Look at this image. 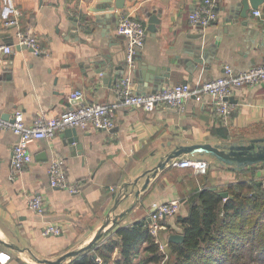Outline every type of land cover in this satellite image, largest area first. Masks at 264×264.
<instances>
[{"label":"crops","instance_id":"0c3cea01","mask_svg":"<svg viewBox=\"0 0 264 264\" xmlns=\"http://www.w3.org/2000/svg\"><path fill=\"white\" fill-rule=\"evenodd\" d=\"M201 1L126 0L124 8L116 9V0H0V36L8 34L1 36L2 40L15 42L18 27H5L4 21L18 10L20 27L35 32L46 49L37 55L30 47L16 44L5 56L0 72V111L9 119L21 110L31 122L40 113L55 115L83 103L110 102L116 99L117 81L129 75L137 92H153V83L146 82V86L131 66L118 80L111 79V85L103 80L108 74L94 70L95 59L103 53L113 51L116 63L126 55V37L117 31L125 12H134L147 25L145 44L138 50L142 58L151 65L171 67L164 87L214 79L222 75L227 64L236 72L260 64L264 60V33L255 9L250 8L244 18L239 15L242 0H217L219 19L202 31L189 19ZM259 1L257 9L264 10V0ZM149 12L159 16L156 32L149 30ZM73 17L81 23L74 35ZM199 33H204L205 46L211 49L204 64L196 69L177 64L176 60L192 57L188 50L199 40L190 35ZM76 91L83 95L75 96ZM234 96L238 102L233 103V113L227 119L217 114L208 96L204 102L188 98L181 110L163 105L153 111L119 108L110 130L78 128L83 149L76 154L65 144L63 130L53 137L33 140V162L15 179L11 178V157L18 136L0 128V239L19 247H9L0 240V252L11 255L6 264H30L23 256L32 254L57 258L88 244L108 217L125 213L118 218V225L142 218L149 221L155 204L175 198L182 202L181 214H186L196 190L205 186L226 190L229 183L252 177L248 171L252 167H256L254 178L261 182L264 165L237 169L209 153L180 157L209 160L206 172L168 164L155 176L149 173L181 145L232 144L264 137V83L238 88ZM56 154L65 158L68 178L80 184L79 192L51 186L49 166ZM146 172L151 179L144 189ZM34 194L44 198L47 212L43 215L29 206ZM47 223L60 225L62 234H45ZM176 232L180 230H165L159 238L168 241Z\"/></svg>","mask_w":264,"mask_h":264},{"label":"built area","instance_id":"2783aa9c","mask_svg":"<svg viewBox=\"0 0 264 264\" xmlns=\"http://www.w3.org/2000/svg\"><path fill=\"white\" fill-rule=\"evenodd\" d=\"M217 0H202L199 7L189 14L192 25L197 26L202 31L213 25L219 19ZM254 13L260 17L263 23L264 33V10L255 9ZM20 12L15 10L13 17L4 21V26H17L16 40L13 44L3 41L0 36V72L6 55L10 54L16 44L27 45L32 51L40 55L46 53L42 47L40 38L31 30H23L20 27ZM118 33L124 35L127 40L129 58L135 54L146 41L148 28L145 22L134 14L125 12L120 16ZM264 83V60L252 68L236 72L227 64L222 75L204 80L196 85L189 82H179L164 87L156 92L139 93L133 87L132 77L125 76L115 84L116 99L110 102L83 103L61 114L47 115L38 114L34 120L28 122L21 110L15 111L11 118L7 119L0 111V128L12 130L17 136V141L13 145L11 157V178L15 179L26 166L33 162V154L30 150V143L33 140L53 137L58 131L66 128H81L84 130L106 129L110 130L115 126V115L119 108L133 107L145 111H153L157 106L163 105L169 108L183 109L185 101L194 97L199 102H204L205 97L211 99L217 114L223 118H229L234 109L233 103L228 99L233 96L238 88L246 85H257ZM75 96H82L81 91H76ZM172 166H189L198 172H206L210 162L205 158H174ZM67 163L63 156L54 155L49 166L50 184L53 187H61L71 193L79 192L81 187L77 182H72L67 175ZM264 188V177L261 179ZM29 206L37 214H45L47 207L44 198L40 194H34L29 199ZM182 206L178 198L167 202L155 204L150 213V230L155 235L156 240L161 245V250L167 254L165 248L168 241L162 242L159 238L160 231L166 228L162 224L163 219L180 212ZM62 227L58 224L47 223L44 233L58 236L62 234ZM11 258L10 254L0 252V262L6 264ZM98 260L101 261L100 258Z\"/></svg>","mask_w":264,"mask_h":264},{"label":"trees","instance_id":"16d2710c","mask_svg":"<svg viewBox=\"0 0 264 264\" xmlns=\"http://www.w3.org/2000/svg\"><path fill=\"white\" fill-rule=\"evenodd\" d=\"M255 169L248 170L252 177L229 183L223 190L228 196L209 186L190 196L188 212L177 215L184 239L168 243L175 256L173 264H242L247 252L264 258V188L254 178ZM149 224L147 218L116 223L87 252L72 258V263L161 262L166 255Z\"/></svg>","mask_w":264,"mask_h":264},{"label":"water","instance_id":"95a60500","mask_svg":"<svg viewBox=\"0 0 264 264\" xmlns=\"http://www.w3.org/2000/svg\"><path fill=\"white\" fill-rule=\"evenodd\" d=\"M126 0H116L115 8H124ZM259 0H242L238 5L240 7L239 15L241 17H247L250 8L257 9L259 7ZM113 15V14H112ZM149 30L152 32L157 31L156 24L160 22L159 16L156 12H149ZM73 21V26L71 27V33L74 35L77 33L79 28V20L77 18H70ZM1 36H8L7 33H2ZM204 33L192 34L190 38L194 40H199L196 43H192L190 46V50L188 53L192 56L186 60H176L177 64L181 65L185 63L188 68L196 69L204 64L207 53L210 47H206L204 43ZM8 43L13 44V40L8 41ZM28 47L27 45H24ZM94 70L97 73L108 74V77H104V82H109L111 79L118 80L119 76L124 74L125 68L131 66L134 69V75L141 82L145 84L153 83L154 89L153 92L161 90L164 88V84L169 82V78L171 77V67L163 66L159 67L157 65H151L146 62L140 53L137 51L135 54L129 58L128 49L126 45V55L124 57L121 56L118 63L114 60V52L108 51L106 53L101 54L99 59H95L94 61ZM146 85V84H145ZM147 86V85H146ZM232 103H237L238 99L233 95L228 98ZM6 118L9 117L7 114ZM63 138H66L64 141L65 144L71 145V149L73 154H76L77 151H82L83 143L81 142L79 130L76 127L66 128L62 134ZM82 153V152H81ZM190 153H209L215 156L218 160L225 164L236 165L237 169H244L250 166H255L262 164L264 165V137L253 138L249 141H242L238 143L232 144H212V143H195L189 145H181L171 150L168 153L162 162H160L157 166L149 170V173H152V176H155L160 170L166 168L168 164L174 158L181 157L184 154ZM148 173V172H146ZM147 176L146 183L143 188L145 189L151 179V176ZM139 180V179H138ZM137 180V182H138ZM262 185V182L258 183ZM85 187V186H84ZM83 187V188H84ZM139 194V193H138ZM121 195V194H120ZM222 196H228L227 191H221ZM125 213L114 215L112 218L108 217L107 220L102 224V226L97 230L94 237L91 241L82 246L80 248H76L74 250H70L63 255H61L58 259L52 260L48 258H38L37 260L43 264H62L64 260L67 258H73L80 254L87 252L104 234L106 229L110 226L115 225L118 222V218L122 217ZM184 239V234L182 232L172 233L168 237V243L170 242H181ZM1 240V239H0ZM7 246L12 248H19L16 244L8 243L4 240H1Z\"/></svg>","mask_w":264,"mask_h":264},{"label":"rangeland","instance_id":"374dc122","mask_svg":"<svg viewBox=\"0 0 264 264\" xmlns=\"http://www.w3.org/2000/svg\"><path fill=\"white\" fill-rule=\"evenodd\" d=\"M179 214H181V212L167 217V220H166L165 224H166V226H170V228H168V229L165 228L166 231H168V232H171V231L174 232V231L181 230V228L179 227V225L177 223V215H179ZM162 230H161V232L159 234V237H160L161 233L163 234V232L165 231V230H163V231ZM70 250H73V249H70ZM165 250H166L167 254H165L166 256H165V258L161 262H159V263L152 262V263H148V264H173L174 257L175 256H174V254H172L171 248L170 247H166ZM247 253H248V255H246L244 258H242L240 260L242 264H264V258H261L259 256V258H260L259 259L257 257L259 255L258 252H255L253 254V256L255 257V259H254V257H252L250 255L249 252H247ZM62 255H63V253H62ZM25 257L28 259V262L30 264H43V263H40L37 259L38 258H45V257L41 256L40 254H36V255L32 254L31 257H27V256L24 255L23 258H25ZM59 257H57V258H51V259L52 260H56ZM21 263H22V261L19 262V264H21ZM62 264H73L72 263V258H70V257L67 258L66 260H64L62 262ZM135 264H140L139 263V259L136 260V263Z\"/></svg>","mask_w":264,"mask_h":264}]
</instances>
